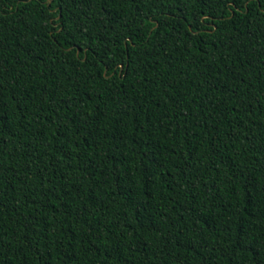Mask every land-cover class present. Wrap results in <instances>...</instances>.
I'll return each instance as SVG.
<instances>
[{
    "label": "trees",
    "instance_id": "16d2710c",
    "mask_svg": "<svg viewBox=\"0 0 264 264\" xmlns=\"http://www.w3.org/2000/svg\"><path fill=\"white\" fill-rule=\"evenodd\" d=\"M0 264H264V0H0Z\"/></svg>",
    "mask_w": 264,
    "mask_h": 264
}]
</instances>
